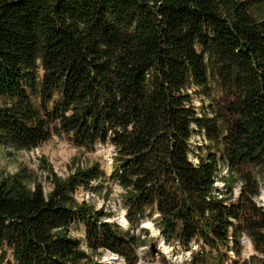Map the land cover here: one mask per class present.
I'll return each mask as SVG.
<instances>
[{
  "label": "trees",
  "instance_id": "16d2710c",
  "mask_svg": "<svg viewBox=\"0 0 264 264\" xmlns=\"http://www.w3.org/2000/svg\"><path fill=\"white\" fill-rule=\"evenodd\" d=\"M63 134L112 147L128 227L75 197L104 185L99 163L60 176L41 159L48 192L28 168L0 174V264H137L147 220L174 249L197 244L188 264H264V0H0V149Z\"/></svg>",
  "mask_w": 264,
  "mask_h": 264
},
{
  "label": "rangeland",
  "instance_id": "374dc122",
  "mask_svg": "<svg viewBox=\"0 0 264 264\" xmlns=\"http://www.w3.org/2000/svg\"><path fill=\"white\" fill-rule=\"evenodd\" d=\"M211 85L213 89V97L218 99L219 102L224 101L226 98L225 92L220 88L216 79L211 78ZM193 99L198 111L205 108L210 103L209 100L201 94L193 95ZM204 139V136L199 134H196L192 139L190 157L194 162H197V155L200 152L202 154H205L206 152V149H200L203 147ZM112 151L113 149L111 146L104 145L100 142H97L88 148L77 147L73 144L70 136L64 134L61 136L53 135L49 140L34 149H21L15 152L11 149H4L3 151L0 149V174H13L23 167L28 168L29 170L36 172L39 176H42L44 190L45 192H48L50 190V185L44 179L45 173L42 170L41 159L45 160V163L52 167V169L60 176H66L77 166L85 167L93 163H99L105 173V178H102L99 181L104 182V185L97 188L98 182H94L92 184V189L96 188V191L79 188L75 191V197L78 201L85 200L92 204L96 209H102L104 212L109 213V217L105 218L106 221L116 222L126 229L128 227L127 223L125 224L122 222V217H125L126 214V210L122 206L120 198L122 189L116 182L108 181V177L112 172ZM238 186L239 185H236L234 187L235 196L238 193ZM107 187H110L112 192L108 198H105ZM217 187H223V182L221 180H218ZM258 201L264 203V191H262ZM151 223L150 227L146 228L149 232L147 239L148 244L139 247L137 250V253L140 256L137 264H188L191 249L199 248L197 244L194 242L191 243V249L187 250L180 246H178L177 249H174V247L163 241V237L158 229L153 223ZM142 226H144V224ZM69 232L73 237L80 239L81 247L87 250L85 225L76 220L71 224ZM109 252L110 251H105L100 256L99 259L101 260V263L119 264L117 262L115 263L114 260H111L110 254H108ZM253 253L254 250L252 244L250 245L247 241V243L244 244L241 256L247 259ZM233 260H237V257L234 253L230 252L223 264H234Z\"/></svg>",
  "mask_w": 264,
  "mask_h": 264
},
{
  "label": "built area",
  "instance_id": "2783aa9c",
  "mask_svg": "<svg viewBox=\"0 0 264 264\" xmlns=\"http://www.w3.org/2000/svg\"><path fill=\"white\" fill-rule=\"evenodd\" d=\"M108 254H110L111 260H114L115 263L117 262L119 264H126L125 260L122 257H120L119 255H117L115 253H110V252ZM99 261L101 262V260H99Z\"/></svg>",
  "mask_w": 264,
  "mask_h": 264
},
{
  "label": "bare ground",
  "instance_id": "6f19581e",
  "mask_svg": "<svg viewBox=\"0 0 264 264\" xmlns=\"http://www.w3.org/2000/svg\"><path fill=\"white\" fill-rule=\"evenodd\" d=\"M122 222H124L125 224H126V219H125V217L123 216L122 217ZM143 225V224H142ZM144 228H148V227H150V222H146V223H144V226H143ZM163 244V243H162ZM165 246V245H164Z\"/></svg>",
  "mask_w": 264,
  "mask_h": 264
},
{
  "label": "water",
  "instance_id": "95a60500",
  "mask_svg": "<svg viewBox=\"0 0 264 264\" xmlns=\"http://www.w3.org/2000/svg\"><path fill=\"white\" fill-rule=\"evenodd\" d=\"M143 227V226H142ZM248 241V243L251 245V241L249 238H247L246 236L243 238V244H246Z\"/></svg>",
  "mask_w": 264,
  "mask_h": 264
}]
</instances>
